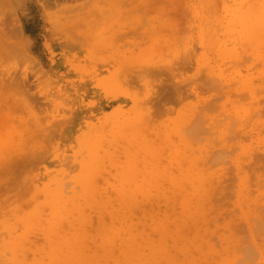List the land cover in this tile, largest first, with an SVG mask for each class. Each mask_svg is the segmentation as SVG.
I'll list each match as a JSON object with an SVG mask.
<instances>
[{"label":"rangeland","instance_id":"374dc122","mask_svg":"<svg viewBox=\"0 0 264 264\" xmlns=\"http://www.w3.org/2000/svg\"><path fill=\"white\" fill-rule=\"evenodd\" d=\"M241 2L0 0V18L8 21L10 32L16 29L11 40L22 46L17 54L0 59V150L5 148L0 151V264H264V7L250 9L249 15L235 7L230 29L229 6ZM206 5L214 9L210 19L222 21L212 27L216 31L204 34L218 36L213 46L222 48L208 83V69L198 68L193 56L187 67L181 59L176 71L161 72L159 64L172 61L171 51L186 49L188 37L193 39L190 54L202 51L196 37L205 13H211L200 9ZM112 12L127 23L139 21L134 29L120 28L118 50L127 66L136 69L128 71L131 96L148 102L141 115L158 117L152 135L173 139L171 135L189 134L203 171L197 178L212 181L207 192L199 194L187 184L188 174L184 177L171 164L176 150L169 146L159 163H144L127 180L146 182H123V168L133 165L125 164L123 143H117L124 135L118 133L116 112L139 115L124 107L114 84H106L104 68L110 65L90 63L80 52L101 36L104 40L100 27L88 32L81 22L104 21ZM247 17L253 23L241 27L237 18ZM257 22L261 31L254 36L252 24L256 28ZM231 32L232 43L226 37ZM245 38L252 47L249 40L243 47ZM225 39L230 50L223 47ZM149 55L161 61L153 65L155 71H143L140 81L139 63H147ZM232 57L239 58L235 65L229 63ZM97 68L103 76L95 83ZM157 70L162 74L155 77ZM31 115H38L39 126ZM180 116L190 118L189 130L169 123ZM90 137L101 139L94 155L84 148ZM96 156L98 166L92 165ZM170 171L177 176L168 175ZM120 195L132 198L121 207ZM103 225L110 238L117 226L123 231L120 238H103ZM132 232L147 243L132 249ZM147 239L156 242L155 248Z\"/></svg>","mask_w":264,"mask_h":264},{"label":"bare ground","instance_id":"6f19581e","mask_svg":"<svg viewBox=\"0 0 264 264\" xmlns=\"http://www.w3.org/2000/svg\"><path fill=\"white\" fill-rule=\"evenodd\" d=\"M240 1H242V2L241 3H235V4L231 3V6H229L230 9H232V11H230V14H232V16L236 14L235 13L236 11L234 10V9H236L235 7H237L236 10L238 12H241L240 8H243L245 10V14H248V15H249V13L247 11H249L250 9H253V8H256V9L257 8H261V9H263V7H264V4L260 3V2H262L264 0H240ZM236 2H238V0H236ZM147 4H150V2H147L146 3V7H145L146 9H149V5H147ZM200 9H203V13L206 12V11H211L210 14L209 13H205V15H204L205 16V20H201L202 24L200 23V25H199L200 27L198 26V31L197 32L199 34H198V36L196 38L199 41V45L202 46L201 47L202 51L198 52L195 55H191L190 52L192 51V49H190V48H192L191 43L193 42V39L191 40L192 37H188V39H187L188 41H187V44H186L187 45L186 49L182 50L181 52L176 51V50H174V52L171 51L170 55L172 56V61L167 62L166 64H159V65H161V67H160V71L162 70L161 72H163L165 70L176 71L177 70L176 64L178 63L179 60L182 59V61H183L182 64L186 65V67H187V64H189L191 62L189 60V58L193 56V58L196 60V66L198 68L201 67L204 72H206L207 69H208V71L206 72L207 83H208V80H210L208 78H210V76H211L209 71H210V69L212 67V63L214 61H216V59H215L216 57L215 56L219 54L218 51L221 50L222 48L217 50L218 48L213 46V44H215V42L218 40L217 39L218 36L214 37V39H213V34L214 33L213 34L210 33V34H212V36L211 35L209 36L210 38L209 37H205L206 35L204 36V34L208 33L207 34V36H208L209 32H212L213 30H215L212 27L213 26H216V27L221 26L222 25V23H221L222 21H218V17H217V19L215 17L214 20H212L213 18L210 19V16L211 15L213 16V12H214L213 6L206 5L203 8L200 7ZM228 9L229 8L226 7V11ZM227 12H229V11H227ZM226 13L223 10L222 15L225 18H226V15L228 14V13L227 14ZM252 13H254V11ZM161 14H164V13H161ZM258 14H256V15H258ZM256 15H254V17ZM118 16H119V14L117 12H114V13L112 12V15H110V18L107 19V20H104V21H85V20H83L81 23H84L85 29L88 30V32L95 31L96 28L100 27L102 29V32H103V35H104V40H103V38L101 36V39L99 41L92 42L89 45L91 47V49H89L87 47L85 50H83V51L79 50V51L81 52V54H83V57H85V58L87 57L89 59L90 63H93V62H95L97 60H102L103 64H100V65H110V68H104V70L108 73V79H107V83L106 84H108V83L114 84L115 85V89H116L115 91L118 92L117 94H119V98L118 99H120L121 96L123 98L122 102L124 103V107L129 109L133 113V115H139L137 117H131L130 115H128L129 113L126 112V110H124V109H120L119 111L116 112V114L119 115L116 124H120L121 123L120 127H119V130H118V133L121 134V135H124V137L120 138L117 143H118V145L123 143V146L121 147L122 148L121 152L124 153L126 155V157H127V161L125 162V164H129L130 163V165H133V166H129L128 165V166L123 168L124 169L123 173H125V179H124L123 182L126 183V184H130V185L140 184L142 182H146L145 180H138V181H127V180H130L131 178H133L135 176L136 169L138 170V168H141L142 165H144V163H151V164L159 163V161L161 159H163L164 157L167 156L165 147L169 146V147H172V149L176 150V152L173 153L171 164L172 165H176L177 167H179V169L183 171L182 173H183L184 177H186V175L188 174L189 178L185 179L187 184L192 185L197 190V192L199 194L201 192H207L210 189L211 185H212V181L211 180L206 181L205 179L197 178L198 176L203 174V171L201 172V170H200L201 169L200 160L198 159V157H195L194 154H193L194 153V147H196L195 146L196 144H195L194 141H191V139L188 138L189 134L184 135V133L181 132L180 134H177V135H171L173 137V139L164 138L159 132L156 135H152V133H153L152 124L157 122V118L158 117L156 118V115L154 116L153 113H152V115L148 114V113H147V115H141V113H143L144 107L147 106L148 102H145V104H142V102L139 101V98L137 100V99H135L134 97L131 96L132 92H131V90H129V88L131 86L130 82H129L130 78H128V77H131V76L128 74V71L129 70H136V69H133L130 66L129 67L127 66L128 62L126 61V59H127L126 57H122V56L120 57V52L118 50L119 49V44H120L119 43L120 36H119L118 32L120 31V28L123 27V25H124V27L122 29H124L126 26H129L132 29L136 28V26L139 25V21H137L136 19H133L134 21H131V22L127 23V21H128L127 19L126 20L121 19V17L123 15L120 16V17H118ZM258 16L261 17V14L258 15ZM113 17H115V18H113ZM229 17H230V15H229ZM245 17H246V15H245ZM230 19H228L230 21L228 23V26H227V24H226V26L228 28L230 27V29H231V28H233L232 24L234 25V23H235V21L233 22V20H235V18L233 16ZM237 19L240 21V26L241 27H242V25L245 26V25H248L249 23L251 25V23H253L252 22L253 21L252 17L250 18V19H252V21H250V19L248 17L244 18V20H243V18H237ZM260 19H261L260 23L263 24L264 20L262 19V17ZM221 20H222V18H221ZM209 21L211 23V26L207 23ZM211 21H213L214 23H212ZM223 22L225 23L226 21H223ZM193 23H194L193 25H196L195 22H193ZM237 23H238V21L236 22V24ZM258 23L259 22L255 23L256 24V28H255L254 24H252L253 25L252 28H254V29H253V31L251 30V33L253 32L254 36H255V34L257 35L258 30L261 31V25L260 24L257 25ZM8 24L9 23H8V21H6V19H4L3 17L0 18V59L5 57V55L6 56L15 55L18 52H20L21 48H22V46H20V43L12 42L11 38H14L18 34V32L16 31V29H14V30L11 31L12 35H10L11 32H10ZM236 24H235V26H236ZM250 25H249V27H250ZM237 26H238V24H237ZM263 26H264V24H263ZM59 27H61V25H59ZM258 27H260V28L258 29ZM236 28H237V31H236L237 33L236 34H238L239 33V31H238L239 28L238 27H236ZM236 28H235V30H236ZM208 29H210V30L208 31ZM263 29H264V27H263ZM254 30H256L257 32H254ZM172 31H174V30L170 28V32H172ZM227 31L229 33L230 30L228 29ZM231 31L234 32V30H231ZM233 32H231L230 34L226 33V37L227 36H228L227 38L230 37V40L228 39V41H230V42L232 41L231 36H234ZM231 34H233V35H231ZM243 34L245 35L246 33L243 32ZM234 38H236V37H234ZM155 39L156 38L154 37L153 38V43H155L154 46L156 47V44H157L156 41L157 40H155ZM236 40H237V38H236ZM248 40H249V45L248 46L252 47V44H251L252 41L250 42V39H248V38H245V40L242 39V43L244 45L242 43L241 44L243 45V47H246L245 44L248 43ZM225 41L227 43L225 42L226 43L225 44L224 41H223V44L225 45V46L223 45V47L228 49V46H230V48H231V46H232L231 43L232 42L229 44L227 39H225ZM158 46L159 45H157V47ZM230 48L228 50H230ZM154 49H156V48H154ZM105 51H107L108 55H106V57L100 58V55H102V53L105 52ZM209 51H210L211 56L207 57L208 55H210ZM148 52H150V50H148ZM148 52L145 51V53H148ZM249 52L252 53V51H249ZM162 53H163V50H162ZM193 53H194V51L192 52V54ZM254 54H256V50H255ZM263 55H264V53H263ZM98 56H99L100 59H98ZM147 56H148V54H147ZM149 56H150V58L152 57L151 55H149ZM157 57H158V55L157 56H153L151 59L145 57V61L147 63H139L140 65H142V67H141V69L140 68L138 69L139 70V72H138L139 73L138 80H140V81L144 80V78L146 76L145 73L147 74L146 70H150V71H155L156 70L153 67V65L155 63H157L158 61H161V59H159ZM259 57L260 56H258V58L256 60H259ZM238 59L239 58H237V57H232L231 58V62H229V63H233L235 65V62ZM260 59L263 60L264 57L262 56V57H260ZM129 62H131V59L129 60ZM217 62H218V59H217ZM263 62H264V60H263ZM112 63H115L116 65H114ZM239 63H240V60H239ZM143 64H146L149 67V69H146L145 67L143 69ZM169 65H170V67H169ZM96 67L97 66H95V68ZM143 71L144 72L146 71V72L144 73ZM157 71H158L157 74H154L155 77H157L156 75L162 74L159 70H157ZM94 72H95L94 77H95V83H96V79L99 80L100 77L103 76V73L102 74L100 73V72H102L101 68L94 69ZM140 73H142V74H140ZM148 74L151 75L153 73H151V74L148 73ZM212 80L210 81V83L212 82ZM219 83L221 85H225L226 84V82H222L221 83V81H219ZM85 87H88V86L85 85ZM3 88H6V87H3ZM251 88H254V85H252ZM263 88L264 87L262 86L261 90L264 92ZM144 89H146V87H144ZM227 91H229V90L227 89ZM179 94H182V93H179ZM156 103H155V105H156ZM210 104H212V103H209L208 105H206V106H208L206 109L211 108ZM155 109H156V111L160 112L159 111L160 108L158 110V106ZM254 110H256V109H254ZM186 115H188V114H186ZM31 119H32V122L36 126H39V124L41 123V120L38 117V115H31ZM189 120H190V118H187L186 116L185 117L184 116H180L178 121L171 119L169 121V123H172V122H175L176 124L180 123V124L183 125L184 129L187 131V129H188L187 128V126H188L187 122H189ZM196 120H198V119H196ZM155 133L156 132H154V134ZM190 135H192V134H190ZM100 140L101 139L95 140V139L90 137V139H86V140L83 141L87 145L86 146L84 144L85 145L84 148H88L89 147V150H91V153L94 155L96 153L97 148L100 147V143H101ZM97 145H98V147H97ZM4 150H5V148L0 150V151H4ZM138 162H143V163H138ZM260 162L263 163V160H261ZM98 163H99V161H98L97 156H96L94 158V161H93L92 165L98 166L99 165ZM171 171L168 173V175L177 176V174L175 172H171ZM246 173L248 174L249 172H246ZM180 176H182V174H180ZM248 176H250V175H248ZM207 196H210V194H205V197H207ZM129 198H132L131 195H120V205H121V207L124 206V205H122L123 202L125 200L129 199ZM202 211H206V207ZM118 219H120L122 221L121 218H118ZM122 223H123V221H122ZM117 226H118V224H117ZM117 226L116 227L114 226L115 230L112 232V235H114V236L110 238V236L107 233H105V231H104L105 226L103 225L100 228V232H101L102 237L104 238L105 236H107L109 241H110V239H112V240L119 239L120 238L119 231L120 232H123V231L122 230H118ZM123 226L126 229L124 224H123ZM126 230L137 231L136 228L132 227V225ZM115 231H117V233ZM130 240H131L130 244H134L135 245V248H132L134 250L139 248V247H141V246H143L145 243H147V241L145 239H143L139 234H137V232H132L130 234ZM147 240H148L149 243L153 242L152 239H147ZM151 246L153 248H155L156 242L152 243ZM125 255H126V253H125Z\"/></svg>","mask_w":264,"mask_h":264}]
</instances>
